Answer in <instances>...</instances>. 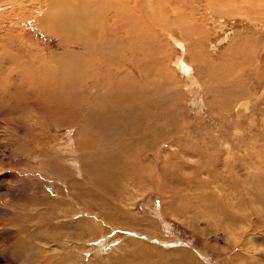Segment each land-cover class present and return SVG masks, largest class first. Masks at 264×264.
Returning <instances> with one entry per match:
<instances>
[{
  "label": "rangeland",
  "instance_id": "1",
  "mask_svg": "<svg viewBox=\"0 0 264 264\" xmlns=\"http://www.w3.org/2000/svg\"><path fill=\"white\" fill-rule=\"evenodd\" d=\"M8 1L0 2V264H264V69L253 70L256 50L264 59V21L193 0L201 41L190 50L177 24L157 30L147 67L128 53L111 97L74 63L82 41L61 47L36 24L44 0ZM12 5L21 16L9 14ZM200 19L208 28L197 35ZM246 21L255 24L244 43ZM180 56L188 75L175 67ZM227 56L233 86L220 76Z\"/></svg>",
  "mask_w": 264,
  "mask_h": 264
},
{
  "label": "bare ground",
  "instance_id": "2",
  "mask_svg": "<svg viewBox=\"0 0 264 264\" xmlns=\"http://www.w3.org/2000/svg\"><path fill=\"white\" fill-rule=\"evenodd\" d=\"M3 1H5V0H0V2H3ZM6 1H7V3H10V1H8V0H6ZM197 1H202V0H197ZM210 1L215 2L213 5L216 7L217 12H219L222 15L223 14L224 15H230L231 11L233 9H235V11H236V8H238L241 12L242 11L244 12V10H245L246 14H248L249 17H250V15H252L259 22L264 21V18H263L264 17V0H205L206 4H208ZM240 3H241V5H240ZM213 5L211 4V6H213ZM246 5H250L251 7L249 9H247V8H245ZM12 6H14V10L12 9L9 14L14 15L15 13H20L19 15L21 16V12H18L17 8L15 9V5H12ZM41 6H42V10H44L43 11L44 15L42 18L38 19L36 24L39 27H41L44 30V32L51 33V34L55 35L56 37H58V45L61 47H68L69 43L72 42L70 40L75 39V38L80 40V42L82 41V46H81L82 50L80 49L81 51L79 52V58L75 59L74 63L76 64V66L79 69H80V67H83V70H86L87 74H89L90 72H92V74L94 73L92 78L90 77L92 79V80L90 79L92 81V84H96V85L102 87L108 93V95H110L111 97L114 95H112L110 92V85H114V87L116 85V88H118V85L121 84V82L125 81V76H126L127 71H128L127 67H125V66H127L126 64H127L128 60H129V62H131L132 58H133L135 60L142 61V64H144L143 66L147 67V62L145 59L146 58L148 59L147 53H149V52L146 51L147 50L146 47L149 45V43H151V44L155 45L154 48L156 49V45H158V41H156V36L158 35L157 30H159V29L160 30H168L172 27V25L177 24L178 27L182 30L181 34L186 38L188 45L190 47V50L194 45L198 44L201 41L200 36L195 37L192 33L193 22H191L190 19L191 18L196 19V17H197L196 15L199 12L198 11L199 5H196L193 0H44V2L42 3ZM4 8H5V6L2 7V9H4ZM1 11H0V20H1L0 23L4 20V18L2 16H4L7 13L6 12L7 10L5 11L6 13L3 12L4 10H1ZM163 17H165L166 22H163L164 20L161 21V18H163ZM202 19H200L195 25L196 28L194 31L196 32V30H197V35L202 34L203 30L206 31V29L208 28V27L207 28L205 27L206 21L202 22ZM217 19H216V21H218ZM208 21H210V20H208ZM170 22H172L173 24H169ZM15 23H16V20H15ZM246 24L249 27H247V26L245 28L243 27L244 29L247 30V31H245L246 35L243 36L244 37L243 38L244 43H245V39L246 38L248 39V37H249L248 32L253 31L251 28L255 23H253L251 21H246ZM158 26L160 28H158ZM218 26L221 27V25H218ZM214 28L217 29L219 27L214 26ZM214 28L212 29V31H214ZM11 29H13V28L11 27ZM11 31H13V30H11ZM16 34H17L16 36L20 35V34H18V32ZM11 35H13V34H11ZM135 35H138L139 38H135ZM168 35H170L172 42L175 43L176 46L182 47L183 51L185 52L186 48H185L184 43L182 41H178V38L175 37L174 35H171L170 33H168ZM87 36L92 37L93 40L86 39ZM239 36H242L241 33H239ZM249 39H251V37ZM257 39H260V41H262V38L260 35L257 37ZM261 44H262V42L260 43V45ZM199 47H201V49H202L201 51L199 50V52L201 54L203 52V48H202L201 44ZM238 49H240V47L233 49V52L230 51L229 55L234 54L235 57H237V54H235V51H237ZM263 49H264V47H263ZM70 50H72V49H70ZM128 53H132V58L131 57L128 58V56H127ZM259 53H260L259 49L254 52V55L258 57V62H257L256 66L254 67L253 70L264 69V59L261 56V54H259ZM72 54L74 55V53H72ZM77 55L75 57H77ZM128 55H130V54H128ZM75 57H73V58H75ZM144 57H145V59H144ZM198 57H200V56H196L195 53H191L192 60L194 58L196 59ZM62 58L64 59V57H62ZM182 59H183V56H180L177 58V62L178 61H180V62L175 64V67H177V69H179V70H182L185 75H188L191 72L192 67L189 66L188 64H186L184 61H182ZM204 60H206L205 57H204ZM222 62H223V64H222V70L223 71L221 70L222 74H220L219 72H217L215 70V71L210 72V73H213L210 77L213 79L220 74V76H222V78H223V79L222 78L221 79L224 80L228 86H233L232 85L233 82H231L229 79L231 77L237 78V72H234L232 75L233 71H231V69H230L231 66L235 65V64H233L234 61L227 56V60L224 58V59H222ZM208 64L209 63H207L206 66H208ZM66 65H67V62H66ZM210 65L212 66V64H210ZM74 68H75V66H74ZM69 69H70V67H69ZM91 69H92V71H91ZM153 69H155V68H153ZM153 69H147L148 71H146L145 73L142 72L143 74L141 76V79L144 80L145 82H147L146 80L148 79V76L151 73H155V74L157 73V70L156 69L153 70ZM83 70L81 69L82 72H83ZM37 73H38V71H37ZM82 74H84V73H81V75ZM85 76H87V75H85ZM129 76H130V81L128 82V84H131L130 86H133L132 85V78H134V77L131 74H129ZM192 76L194 79H197L195 77L196 75L195 76L192 75ZM263 76H264V74L261 75L262 78H263ZM187 77H189V76H187ZM87 79H88V76H87ZM191 80H192V78H191ZM135 81L137 82V79ZM200 81H203V79ZM81 82H82V79H81ZM136 82H134V83L136 84ZM239 82L240 81H238V83ZM242 84L243 83H241V85ZM146 85H147V83H145V86ZM244 85H245V83H244ZM19 86H21V85H19ZM130 86H128V87H130ZM65 87H67V86H65ZM235 88L236 89H246V87L240 88L238 86ZM81 89H80V91H81ZM66 90H67V88H66ZM22 91H24V90H22ZM85 91H86V86H85ZM75 92H78V91H75ZM60 96H61V93H60ZM109 97H106L105 95L102 96L101 97V99L103 100L102 102H105V103L108 101L110 102L111 100L109 99ZM65 99H67V97ZM89 101H90V99H89ZM132 102H135V101H132ZM64 104H66V103H64ZM92 104L93 103H91L90 105H92ZM60 106L62 107V105H60ZM96 108H97V106H96ZM97 111H98V109H97ZM105 114H108V113L105 112ZM110 118H112V117H110ZM95 137H97V136H95ZM79 138H80V136H79ZM90 139L91 138L89 137V140ZM71 141L69 143H71ZM159 141H161V140H159ZM85 142L87 143V141H85ZM178 142H179V140H178ZM100 143L98 141L97 145H100ZM104 144H105V142H104ZM89 149H91V148H89ZM157 149H158V147H157ZM85 153L86 152H84V154ZM87 153H88V150H87ZM91 153H93V152H91ZM76 155H75V157H76ZM106 155H107V153H106ZM78 156L80 157V155H78ZM223 182H225V181H223ZM223 191H224V189H223Z\"/></svg>",
  "mask_w": 264,
  "mask_h": 264
}]
</instances>
